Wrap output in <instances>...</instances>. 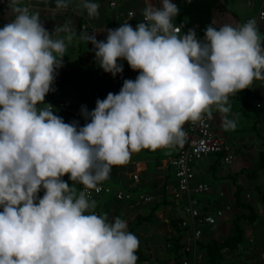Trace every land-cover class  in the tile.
Instances as JSON below:
<instances>
[{"label":"clouds","instance_id":"obj_1","mask_svg":"<svg viewBox=\"0 0 264 264\" xmlns=\"http://www.w3.org/2000/svg\"><path fill=\"white\" fill-rule=\"evenodd\" d=\"M69 3L56 0L58 9ZM82 4L89 16L99 15L98 3ZM12 5L15 18L0 27V264H136L139 240L126 221L90 211L96 202L83 190L77 196L62 177L99 191L131 151L182 145L184 123L200 120L213 104L224 114L223 128L234 129L225 106L230 94L264 79L259 26L253 18L210 24L203 39L194 29L178 35L177 4L145 0L135 28L122 23L103 40L95 31L83 34L103 71L115 77L126 60L139 73L91 111L82 106L88 122L80 126L44 103L74 32H50L38 12L20 0ZM54 31L69 34L54 38Z\"/></svg>","mask_w":264,"mask_h":264},{"label":"crops","instance_id":"obj_2","mask_svg":"<svg viewBox=\"0 0 264 264\" xmlns=\"http://www.w3.org/2000/svg\"><path fill=\"white\" fill-rule=\"evenodd\" d=\"M109 1L111 0H93V2L100 5L98 9L99 15L93 16L90 21V26L93 29L81 30L83 33L80 37L74 34L71 41H65V54L66 52L70 53V56L75 54L79 63V69L83 73L84 68L91 63L95 55L92 43L81 38L83 34L87 32L92 34L95 31L96 38L98 39L100 32L104 29L107 34V29L118 28L123 23L118 14L127 12L128 10L133 12V16L128 23L134 28L139 22L143 21L144 0H116L119 2V6L116 8L109 7ZM241 1L245 3L244 9L243 5H240ZM261 2L262 0H221L219 9L213 12L212 23L217 28L225 23L242 24L245 19L256 14ZM152 3L158 6L159 0H152ZM20 4L28 6L30 12H38L40 20L50 32L57 27L63 28L64 26L71 28L74 33L79 31L80 25L85 20L84 16L87 11L83 7L82 0H70L68 7L62 9L57 8L56 0H20ZM15 15L12 0H0V27L13 20ZM68 34L64 31L53 32L54 38L66 37ZM178 35H182L181 31ZM259 35L261 43L264 44V30L260 26ZM65 58L67 57L64 56L63 59ZM120 63L123 64V72L119 73L117 79L113 80L100 93H97L96 85L87 77L93 84L89 83L83 86L75 84L71 78H64L58 74L54 82V88L61 96L66 95L74 98L75 102L72 104H75L78 108H82L81 104L85 103L83 100L89 99L88 92L92 90V101L86 105L87 109L91 111L95 108L98 98H106L109 92L118 93L125 79L134 80L137 77L139 70H133L126 60H121ZM64 81L69 83L63 84ZM249 87L239 91L237 94H230L228 104H225V106H229L234 101L237 112L241 114H254L255 121L252 122L250 126L251 131L247 132L246 136L242 134L241 126H235L234 129L228 130L223 128L222 116L224 114L219 111V107L216 104L211 105L205 113L215 132L231 146L233 152L232 163L225 165L220 161L216 166L215 155H210L208 157H211V160L204 167L199 168L198 161L192 164L195 175L193 184L204 182L211 186L209 193L197 196L200 210L203 212L212 211L225 203L232 206V209L226 212L224 217L215 226H203L201 228V241L203 243H207L210 240L222 242L227 236L232 234V223L236 215L249 216L248 209H242L235 202L234 193L237 189L240 190L243 205L250 206L253 211L251 221L242 220L240 222L243 232L242 241L234 244L231 248L223 250L220 264H264V250L261 249L262 246L264 247V205L262 199V195H264V171L260 170L255 176L253 174L257 166L258 154L263 149L258 135L264 136V79H254ZM245 93L248 94L247 101L251 106L256 107V104H260V107H256V110L253 109L256 114L252 111L244 112L241 110L240 99ZM247 108L250 110L251 107ZM227 115L230 118V112ZM60 116L63 117L65 122L70 123L74 121V118L70 114ZM75 121L80 126H83L87 120L84 118L83 120ZM249 138H255V140L259 141V144L257 143V146L252 145V139L250 140ZM182 145L172 144L155 150L143 148L139 151H131L128 161L122 165L112 166L111 172L106 179V183L110 184L114 189L131 192V199L119 201V203L114 201L113 195H103L93 199L96 202V207L93 211H96L100 216L106 214L109 222H112L116 217H120L126 221V230L132 229L138 240L145 242V245L146 242H151V238L161 239L159 254L154 255L153 258L155 259L152 264H169L173 260L168 255L166 241L169 237L176 234L174 222H179L185 218L182 205L175 204L169 194V188L174 184L175 177L173 168L167 163L170 158L179 152ZM224 166H228L229 170L224 171ZM133 173L138 175L137 181L132 180L131 174ZM73 181L76 184V180ZM219 192H223L224 195L220 196ZM246 194H249V199L245 198ZM143 196L150 197V200H142L141 197ZM155 204L161 205L153 213V217L149 221H143L138 224L137 218L147 216L150 208ZM223 229L226 230L224 239H216L217 232L220 233ZM159 230H162L165 235ZM151 249H153V246ZM138 250L146 253L142 249L138 248ZM202 254L203 256L199 263L204 262L206 264L204 253L202 252ZM143 255L146 258L145 261L139 262L137 260L136 264H145L149 260L153 261L152 255H149V253Z\"/></svg>","mask_w":264,"mask_h":264},{"label":"built area","instance_id":"obj_3","mask_svg":"<svg viewBox=\"0 0 264 264\" xmlns=\"http://www.w3.org/2000/svg\"><path fill=\"white\" fill-rule=\"evenodd\" d=\"M108 5L111 8H116L119 6V2L111 0ZM118 15L122 22L125 23L133 16V12L128 10ZM84 18L85 20L80 25V30L93 29V27L90 26V21L93 16H89L86 11ZM253 18L256 20L258 26L264 30V0H262L256 14L245 19L242 24ZM176 27L179 29L178 26ZM178 33H180V31ZM106 36V31H101L98 40H103ZM44 103L53 105L57 110L55 114L59 116L70 114L73 118H78L80 115L84 117L80 108L73 107L71 103L60 96L56 90L46 94ZM256 107H260V104H256ZM184 131L186 133L185 142L179 152L167 161L169 166L173 168L175 177L174 184L169 188V194L175 204L182 205V211L185 215V218L179 221V226L183 229L182 237L179 242L182 256L176 261L173 259L169 264H199L203 256L202 252L198 250V242H200L202 238L201 228L203 226H215L219 220L224 217L225 213L232 209L230 204L225 203L212 211L203 212L200 210L197 196L209 193L211 191V186L204 182H196L193 184L195 175L192 168L194 162L210 155L217 154H222V164H231L233 161L231 146L215 132L206 114L198 121H186ZM131 178L137 181L138 175L133 173L131 174ZM97 187L99 191L86 188L76 180L75 194L78 196L79 192L83 190L90 200L111 194L118 201H128L132 196L129 191L114 189L106 183V179L99 182ZM219 195L223 196L224 194L223 192H219ZM245 198L249 199V194H246ZM141 199L149 201L150 197L143 196ZM93 212L98 215L96 211ZM167 247H169V245H167Z\"/></svg>","mask_w":264,"mask_h":264},{"label":"trees","instance_id":"obj_4","mask_svg":"<svg viewBox=\"0 0 264 264\" xmlns=\"http://www.w3.org/2000/svg\"><path fill=\"white\" fill-rule=\"evenodd\" d=\"M173 3L177 4L179 8V12L176 17H174V25L178 26L181 34H187V32L191 29H194L198 38L204 37V32L207 26L212 23V15L215 10H218L220 7L221 0H172ZM214 25V24H213ZM215 26V25H214ZM83 31L80 30L75 32L74 34L78 37L82 35ZM121 62V60L119 61ZM85 76L94 82L97 88V93L104 91V89L113 81L117 79V75L114 77L111 73H107L103 71L102 68L99 66V61H97L95 55L92 58L91 63L84 68ZM69 82L64 81L63 84H68ZM120 89V88H119ZM60 95V93H58ZM61 96V95H60ZM65 100L66 97L69 96H62ZM248 94L245 93L242 98L240 99V108L242 111L247 112H256L257 108L255 106H251L247 101ZM69 101V100H67ZM70 102V101H69ZM73 107L78 108V106L73 105V102H70ZM247 107H251L248 110ZM254 109V110H253ZM73 118V117H72ZM88 121H86L87 123ZM256 124V123H255ZM254 124V125H255ZM259 140L263 145L262 151L258 154V161L257 166L253 171L254 176L260 171H264V136L258 135ZM222 154L215 155V165L217 166L221 161ZM63 180L68 182L71 189L73 186L70 184L71 180L69 179V175L65 174L63 176ZM76 185V184H75ZM110 185V184H109ZM43 188H41L42 190ZM40 190V191H41ZM258 192L259 189H257ZM111 195V194H109ZM234 199L238 206L242 207V209H248L249 216L247 215H236L233 219L232 223V234L227 236L222 242H217L215 240H210L207 243H203L202 241L198 242V250L204 253V261L206 264H220L222 260V252L226 248H231L234 244L239 243L242 241L243 232L241 230L240 222L242 220L251 221L253 211L250 206H244L240 197V190L237 189L234 193ZM263 205H264V195H262ZM114 201L119 203L114 198ZM161 204H155L150 208L149 213L147 216H141L137 218L138 224L142 223L143 221H149L153 217V213L157 210V208ZM174 228L176 230V234L171 236L167 239L166 244L169 245L168 247V255L170 258H173L175 261L182 256L181 253V246L179 245L180 239L182 237L183 229L180 228L179 222H174ZM177 223V224H176ZM127 231L132 232V229H128ZM165 244V245H166ZM136 255L138 257L139 262L145 261V257L142 252L136 250Z\"/></svg>","mask_w":264,"mask_h":264},{"label":"rangeland","instance_id":"obj_5","mask_svg":"<svg viewBox=\"0 0 264 264\" xmlns=\"http://www.w3.org/2000/svg\"><path fill=\"white\" fill-rule=\"evenodd\" d=\"M240 5L241 6L243 5L242 7L244 9L245 3L243 1H241ZM68 55H69V57H68ZM65 57H67V58L63 59V62H64L63 66L58 70V74L61 75V77L71 78L75 84L83 85V86H86L85 84L92 83L91 81H89L86 78L83 71L79 69V63L75 57V54L73 56H70V53L66 52ZM88 93H89L88 94L89 99H86V101L83 100L85 103H82L81 106H86L87 104H89L92 101L91 98H92L93 91L90 90ZM66 99L69 100L70 102H75L74 98L66 97ZM229 105H230V119H233L235 121L236 126L242 127V134L246 136V133L251 131L250 126H251L252 122L255 121L254 114L253 113L241 114V113L237 112V108H236L234 101H232ZM79 108L81 109V107H79ZM83 119H84V117H82V115H80L78 118H74V120H83ZM232 132H234V131H232ZM249 139L250 140L252 139L251 140L252 145L254 144V146H257V143L259 144V141L255 140V138L254 139L249 138ZM210 160H211V157L202 158V159H200V161L197 162V164H198L199 168H201V167H204L205 165H207L210 162ZM225 170H229L228 166H224V171ZM70 184L73 186V191L75 192L76 186H75L74 181L72 180L70 182ZM43 194H44V189H42L37 195L39 197H42ZM0 210H2V209H0ZM90 211H93V209H90ZM159 231L162 232V230H159ZM225 232H226V230H224V229L220 233L217 232L216 239L223 240L225 235H226ZM162 234L165 235L164 232H162ZM160 240H161L160 238H155V239L151 238V242L150 243L146 242V245H145V242H143L142 240H139V247L138 248L140 250L142 249V251L144 250L146 252L143 254L149 253V255H152V258H153L155 254L156 255L159 254ZM152 246H153V249H151ZM261 249L264 250V247L262 246ZM160 250L162 252L161 248H160ZM154 259L155 258L152 259L153 261L149 260L148 263H145V264H152L154 262ZM201 264H204V262H202Z\"/></svg>","mask_w":264,"mask_h":264}]
</instances>
